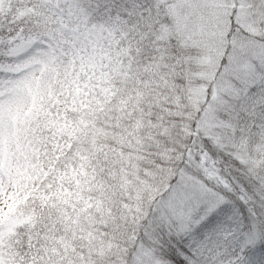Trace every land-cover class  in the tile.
Segmentation results:
<instances>
[{
	"label": "clouds",
	"instance_id": "obj_1",
	"mask_svg": "<svg viewBox=\"0 0 264 264\" xmlns=\"http://www.w3.org/2000/svg\"><path fill=\"white\" fill-rule=\"evenodd\" d=\"M34 2V14L0 36L12 69L0 81V219L18 218L0 250L12 264H125L154 217L163 178L211 165L204 116L221 90V61L238 59L243 43L231 30V0H217L203 23L197 56L177 49L163 64L167 79L146 77L159 84L144 88L146 110L127 122L120 113L116 127L93 133L108 151V178H98L103 187L92 173L80 177L82 186L73 181L84 137L69 126L86 118L99 131L104 113L94 101L104 75L124 60L127 40L119 48L118 42L139 21L130 13L116 24L115 11H85L74 0ZM82 191L90 209L78 202Z\"/></svg>",
	"mask_w": 264,
	"mask_h": 264
},
{
	"label": "rangeland",
	"instance_id": "obj_2",
	"mask_svg": "<svg viewBox=\"0 0 264 264\" xmlns=\"http://www.w3.org/2000/svg\"><path fill=\"white\" fill-rule=\"evenodd\" d=\"M74 2L85 11L90 10L92 4L90 0ZM7 3L8 0H0V8H6ZM159 3L161 10L173 18L176 31L178 19L184 17L193 3L201 7L198 16L203 18V23L213 18L217 6V0H160ZM231 8L234 14L229 16L231 30L237 31L243 41L237 60L244 66L243 71L251 74V79L247 92L242 91L237 96L235 89H242L243 85L235 75L224 73V65L229 59L221 61V90L215 99L211 127L206 126V134L214 140L232 144V150L243 154L250 166L255 168L259 162L256 150L264 152V102L261 105L259 91L252 90L264 67V58L255 54L264 49V0H231ZM34 10L35 5L23 4L18 12L28 20ZM178 33L182 41L193 48V58L197 56V44L186 41ZM11 70L8 64L1 66L0 81L6 80ZM209 111L210 106L204 120ZM256 127L262 132L254 136L251 143H246L247 133ZM161 184L163 187L167 185L165 182ZM160 189L157 188V191ZM262 216L261 228L252 216L243 221L233 202L208 187L200 178L183 170L178 171L173 182L156 198L154 217L141 231L140 243L125 264H173L162 259L151 247L161 232L166 235L175 233L173 236L178 240L175 247L186 264H244V256L264 241V208ZM16 223V219H0V238Z\"/></svg>",
	"mask_w": 264,
	"mask_h": 264
},
{
	"label": "trees",
	"instance_id": "obj_3",
	"mask_svg": "<svg viewBox=\"0 0 264 264\" xmlns=\"http://www.w3.org/2000/svg\"><path fill=\"white\" fill-rule=\"evenodd\" d=\"M90 1L92 3L90 9L102 7L109 12L115 11L117 13L116 24L120 23V18L128 17L130 13L139 21L135 28L121 37L117 44L119 48V45L127 40L126 48L122 50L124 60L128 61L127 65L125 66L124 60H121L118 65H113L112 69L104 75L106 83L99 90L94 101V106L99 109V112L104 113L103 121L99 122L101 124L99 131L93 128L86 118H81L74 125L69 126V130L77 137L81 134L84 137L82 141L84 148L77 150L76 159L79 161V165L73 169L75 173L72 177L73 181L78 186H82L80 177L86 178L92 173V181H97L100 187H103L102 182L98 178H108L109 169L105 167L108 151L105 146L97 147L96 136L103 133L105 129L116 127L119 121L127 122L125 117L130 120L138 110H146V106L140 100L144 88L149 85L159 86L151 78L146 81V77L151 74V77H155L156 80H160L161 76L167 79L163 64L167 63L169 55L177 52V49H181L193 57V48L182 41L178 31L174 29L173 18L161 10L160 0H104L103 3L102 0ZM23 4L29 6L35 5V2L34 0H8L6 8H0V36H3L9 26L14 30L17 26L24 24L26 17L18 12L23 7ZM120 4H122V7L117 9L115 5ZM136 29L139 30L137 31ZM113 30L115 35H120V32L116 31L114 26ZM128 37H131V39H128ZM161 44L165 46L163 48L158 47ZM5 64H7L6 58L3 53H0V69ZM157 69L160 70L159 74ZM260 71L261 76L252 90L259 91L260 102L263 105L264 67ZM120 113L124 115H119ZM118 115L119 121L116 120ZM90 128L92 129L91 131H89ZM257 128H252L247 133L246 143H251L250 140L262 132L261 129ZM94 132L96 136L93 135ZM204 144L208 149L205 155L208 156L211 165L202 173H189L200 178L208 187L233 202L243 221H247L252 216L255 218L257 225L260 228L263 227L264 152L256 150L255 154L259 156V162L256 163L255 168H252L243 154H236L232 150V144L229 145L214 140L207 134ZM71 147L72 143L69 144V150H71ZM93 151L96 152L95 159L90 156ZM217 161H220L219 168L212 166ZM176 173H169L163 178L161 182H165L167 185L163 187V184H161L162 190L158 191L160 194L173 182ZM92 181L88 183L95 187ZM96 190L99 191V188H96ZM40 198L43 200L44 194H40ZM78 202L89 209L92 206V202L85 201L83 191L78 197ZM16 220L18 222V218ZM173 234L159 233V237L151 244V247L164 260L173 264H186L179 250L175 247L178 240ZM2 239L3 237L0 238V242H2ZM180 250H183V248H180ZM260 256H264L263 240L244 256L243 261L256 260ZM0 264H12V259L6 256L2 250H0Z\"/></svg>",
	"mask_w": 264,
	"mask_h": 264
},
{
	"label": "snow or ice",
	"instance_id": "obj_4",
	"mask_svg": "<svg viewBox=\"0 0 264 264\" xmlns=\"http://www.w3.org/2000/svg\"><path fill=\"white\" fill-rule=\"evenodd\" d=\"M202 9L200 6L193 3L189 6V10L185 13L184 17L177 21V31L184 36L186 41L196 43V36L198 35L201 27L203 26V18L198 16V13ZM186 33V36L184 35ZM260 57L264 58V49H261L258 53H255ZM243 65H241L237 59L229 58V62L224 65V73H231L240 80L243 88L235 89V94L239 96L241 92H247V85L251 79V74L243 71ZM222 103V101H220ZM216 104L210 105L209 115L205 117V124L208 128L211 127L210 119L211 112L214 111ZM244 264H264V256L257 257L255 261H246Z\"/></svg>",
	"mask_w": 264,
	"mask_h": 264
}]
</instances>
